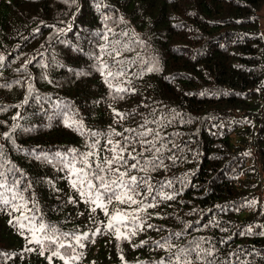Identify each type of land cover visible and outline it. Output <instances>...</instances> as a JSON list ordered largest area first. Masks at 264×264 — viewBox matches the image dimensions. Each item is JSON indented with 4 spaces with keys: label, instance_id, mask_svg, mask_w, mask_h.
Segmentation results:
<instances>
[{
    "label": "trees",
    "instance_id": "trees-1",
    "mask_svg": "<svg viewBox=\"0 0 264 264\" xmlns=\"http://www.w3.org/2000/svg\"><path fill=\"white\" fill-rule=\"evenodd\" d=\"M263 4L0 0V264H175L197 243L193 264H264ZM109 139L146 182L105 211L65 162L92 152L91 174Z\"/></svg>",
    "mask_w": 264,
    "mask_h": 264
},
{
    "label": "snow or ice",
    "instance_id": "snow-or-ice-1",
    "mask_svg": "<svg viewBox=\"0 0 264 264\" xmlns=\"http://www.w3.org/2000/svg\"><path fill=\"white\" fill-rule=\"evenodd\" d=\"M103 67H106V65L101 67L102 75H103ZM113 75L114 74L111 72L108 73V76H113ZM105 82L109 83V85L111 86L110 81L107 79V77H105ZM118 91H123V89H118ZM66 126H70V125L66 124ZM16 127H18V125ZM149 132H151L150 129L146 132L140 133V135L147 136ZM93 135H99V134L93 133ZM115 135H120V134L115 133ZM155 135L158 137L159 133L157 132L155 133ZM8 138L10 139L11 137L9 136ZM124 139L125 141H127L128 137H125ZM146 143H151V142L149 141ZM109 144L112 145L110 149V151L113 153L112 156L110 158H105L102 164H97L96 171L92 172L91 174L89 172H86V169L90 167L88 165V157L93 155L92 152L84 153L82 155L74 154L72 159L67 160L65 162V166L69 169L70 175L75 177L74 180H71V184L73 188H77L79 185L78 190L80 191L81 196H87L90 203L95 204L96 207H99L105 211H106L105 201L107 203H111L113 200H116L122 204L123 203L136 204L137 201L135 197L141 195V193L138 192L137 189L140 187V184L142 182H146L144 178H138L135 175H130V173L127 170L125 171L120 170L121 167L127 166L128 164L127 160L124 159V155H123L127 146L126 143L125 144H121L118 142L113 143L109 139ZM90 147L94 148L95 144L90 145ZM162 147L163 145L161 146V148H156L155 149L156 153H160L162 151ZM2 155L3 153L2 151H0V156ZM129 157L133 160H136V157L132 156L131 153H129ZM77 163H79L82 166L78 168L76 166ZM148 164H151L153 168H156L163 164V159L157 156H153V159L151 161H145L144 164H141L140 161L137 160L136 163L131 164L129 167L131 169H136L140 167L146 170ZM93 176L95 180L99 182L98 184L93 183ZM106 176L108 177L107 179ZM126 176L128 177L127 179H125ZM15 184L16 182L13 181V186H15ZM5 188H6L5 183L0 182V189H5ZM151 191H152V186L149 185V192ZM4 197H5V192L0 191V203L9 204L10 201L8 199H5ZM17 198H19V200L22 203L13 206L12 209L13 211H18L20 210L21 207L26 206V202H23L22 195L18 197L16 193H13L12 199L15 200ZM148 206L151 207V204H149ZM92 210L95 211L96 208L94 207ZM23 219L31 220L33 218L23 216ZM117 219H118L117 216L112 217V220H117ZM108 227L112 228L113 224L110 222ZM45 228L46 226L44 224H40L39 226L40 231H44ZM32 231H33V238L36 239L35 229H32ZM49 232L51 233L52 236H55V229H49ZM46 235H48V233H46ZM75 239L79 241L82 238L77 236L75 237ZM117 239H120V235H117ZM36 242L39 243L40 241L36 239ZM51 242L58 243L59 247H64L62 243H59L58 239H53ZM165 243H167V241H165ZM158 246L163 247V245L160 244L159 242H158ZM169 247H171V245H169ZM199 248L200 245L197 243L195 244V247H191V246L185 247L183 249L178 250L177 253H173V256L175 257V264H193V261L191 259L193 253H195L196 258L198 260H202L204 256L211 255V250L199 251L198 250ZM53 255L59 256L60 253L58 251H54ZM72 259H75V257H72ZM65 264H67V262H65ZM168 264H172L171 259L169 260ZM208 264H212V261H209Z\"/></svg>",
    "mask_w": 264,
    "mask_h": 264
},
{
    "label": "rangeland",
    "instance_id": "rangeland-1",
    "mask_svg": "<svg viewBox=\"0 0 264 264\" xmlns=\"http://www.w3.org/2000/svg\"><path fill=\"white\" fill-rule=\"evenodd\" d=\"M260 20V28L264 38V4L260 10ZM236 138L244 139L242 136H236ZM258 182L260 183L261 181L259 180Z\"/></svg>",
    "mask_w": 264,
    "mask_h": 264
}]
</instances>
